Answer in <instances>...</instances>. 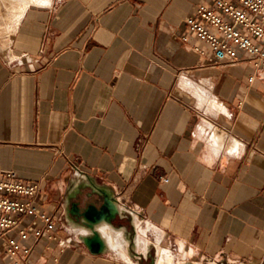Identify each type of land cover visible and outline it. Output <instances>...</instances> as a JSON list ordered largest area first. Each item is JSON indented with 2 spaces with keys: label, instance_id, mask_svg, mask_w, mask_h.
I'll return each mask as SVG.
<instances>
[{
  "label": "crops",
  "instance_id": "0c3cea01",
  "mask_svg": "<svg viewBox=\"0 0 264 264\" xmlns=\"http://www.w3.org/2000/svg\"><path fill=\"white\" fill-rule=\"evenodd\" d=\"M17 1L0 0V169L41 182L59 238L30 236L26 264H264V73L193 49L185 21L211 0ZM107 195L96 254L79 214Z\"/></svg>",
  "mask_w": 264,
  "mask_h": 264
},
{
  "label": "built area",
  "instance_id": "2783aa9c",
  "mask_svg": "<svg viewBox=\"0 0 264 264\" xmlns=\"http://www.w3.org/2000/svg\"><path fill=\"white\" fill-rule=\"evenodd\" d=\"M185 23L199 40L193 49L212 65L246 61L264 73V0L200 3ZM253 79L250 75L248 80ZM41 188L40 181L21 180L14 170L0 169V240L10 264H26L33 251L26 243L30 236L59 239L55 216L36 201Z\"/></svg>",
  "mask_w": 264,
  "mask_h": 264
},
{
  "label": "water",
  "instance_id": "95a60500",
  "mask_svg": "<svg viewBox=\"0 0 264 264\" xmlns=\"http://www.w3.org/2000/svg\"><path fill=\"white\" fill-rule=\"evenodd\" d=\"M119 214V208L115 203V199L109 197L103 199L100 207L94 203L87 204L86 208L79 214L80 222L87 226L90 231L82 234V241L93 253L103 252L106 248V240L102 235L99 226L106 222L111 224V220ZM193 264V263H184Z\"/></svg>",
  "mask_w": 264,
  "mask_h": 264
},
{
  "label": "bare ground",
  "instance_id": "6f19581e",
  "mask_svg": "<svg viewBox=\"0 0 264 264\" xmlns=\"http://www.w3.org/2000/svg\"><path fill=\"white\" fill-rule=\"evenodd\" d=\"M4 1V0H3ZM31 1H33V2H40V3H45L47 0H18L17 1V3H16V6L14 5L13 6V8H15L16 7V9L17 8H23L27 3H31ZM14 3V2H13ZM5 4V3H4ZM8 4V3H7ZM6 4V5H7ZM12 4V3H11ZM2 5V4H1ZM3 6V5H2ZM1 6V7H2ZM4 7H5V5H4ZM4 7H2V8H4ZM7 7V6H6ZM10 8V7H9ZM11 9V8H10ZM4 10H6V8L4 9ZM14 9H12V11H13ZM20 10V9H19ZM24 10V9H23ZM16 11V10H15ZM7 12H8V9H7ZM12 13V12H11ZM19 13V12H18ZM14 15V14H13ZM6 16V15H5ZM10 16V15H9ZM1 22V21H0ZM2 29H4V28H2ZM8 31V30H7ZM1 34V33H0ZM4 34V33H3ZM173 258H174V255L171 253V251H170V249L169 250H167V249H165V250H163V252L161 253V255L159 256V258H158V263L159 264H176V263H172V261H173Z\"/></svg>",
  "mask_w": 264,
  "mask_h": 264
},
{
  "label": "rangeland",
  "instance_id": "374dc122",
  "mask_svg": "<svg viewBox=\"0 0 264 264\" xmlns=\"http://www.w3.org/2000/svg\"><path fill=\"white\" fill-rule=\"evenodd\" d=\"M184 257H185V256H184ZM181 259H183V258H181ZM181 259H179V260H174V258H173V261H172V263H176V262H177L176 264H178V263H180V264H181V262H180V261H181Z\"/></svg>",
  "mask_w": 264,
  "mask_h": 264
},
{
  "label": "flooded vegetation",
  "instance_id": "af4514ba",
  "mask_svg": "<svg viewBox=\"0 0 264 264\" xmlns=\"http://www.w3.org/2000/svg\"><path fill=\"white\" fill-rule=\"evenodd\" d=\"M219 264H225V263L221 262V263H219Z\"/></svg>",
  "mask_w": 264,
  "mask_h": 264
}]
</instances>
